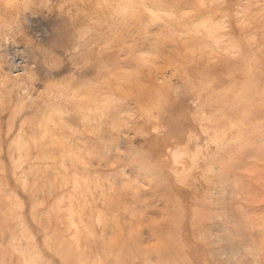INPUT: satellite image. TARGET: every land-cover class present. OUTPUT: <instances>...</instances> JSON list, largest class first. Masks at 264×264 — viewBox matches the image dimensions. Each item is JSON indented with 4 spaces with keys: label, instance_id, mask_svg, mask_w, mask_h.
Here are the masks:
<instances>
[{
    "label": "rangeland",
    "instance_id": "374dc122",
    "mask_svg": "<svg viewBox=\"0 0 264 264\" xmlns=\"http://www.w3.org/2000/svg\"><path fill=\"white\" fill-rule=\"evenodd\" d=\"M0 264H264V0H0Z\"/></svg>",
    "mask_w": 264,
    "mask_h": 264
}]
</instances>
